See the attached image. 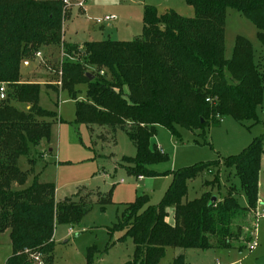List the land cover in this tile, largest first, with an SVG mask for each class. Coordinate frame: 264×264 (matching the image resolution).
I'll return each mask as SVG.
<instances>
[{"label":"trees","instance_id":"obj_1","mask_svg":"<svg viewBox=\"0 0 264 264\" xmlns=\"http://www.w3.org/2000/svg\"><path fill=\"white\" fill-rule=\"evenodd\" d=\"M185 3L192 8L189 17L145 6L140 37L84 42L77 60H65L60 66V91L75 102L73 123L84 125L95 142L113 141L121 130L133 143L135 155L122 158L127 163L122 167L131 177L160 175L149 169L167 160L151 143L158 126L178 137L179 127L204 132L222 116L238 122L258 121L263 75L250 42L241 35L234 39L231 58L224 57V27L226 9L233 8L255 26L264 47V0ZM62 19L60 0H0V83L9 88L0 100V234L7 232L11 245L5 264H34L29 258L33 253L43 256L42 264H52L55 224H78L94 202L93 196L98 197L97 204L109 203L100 192L93 195L84 187L85 193L77 190L72 197L56 201L55 184L40 182L36 175L29 186L14 187L26 184L35 163L29 158L30 168L22 171L18 159L31 147L48 143L52 125L63 123L55 112L40 107L39 84L20 82L22 61L35 55L41 45L61 42ZM87 73L93 76L91 80ZM82 84L85 99L78 100ZM263 153L264 132L238 155L170 172L171 182L157 204H150L146 194L126 203L108 229L110 234L124 231L119 239H132L133 258L124 264H159L170 247L229 249L235 242H241V247L251 243L242 218L249 211L255 221L259 217L255 209ZM220 164L234 169L246 207L238 203L233 186L222 199L208 191L187 199L188 182L214 170L211 181H217ZM169 209L173 223L166 220ZM95 254V247L87 249L86 264H94ZM171 264H185L184 256L177 255Z\"/></svg>","mask_w":264,"mask_h":264},{"label":"rangeland","instance_id":"obj_2","mask_svg":"<svg viewBox=\"0 0 264 264\" xmlns=\"http://www.w3.org/2000/svg\"><path fill=\"white\" fill-rule=\"evenodd\" d=\"M62 5L61 42L58 45H41L37 51L39 56L32 55L22 61L20 66V82L36 83L40 85L39 105L41 108L53 111L63 123L52 125L50 142L53 144L52 154H47L48 144L31 147L27 155L18 159V166L22 171L30 166L27 160L35 161L24 188L31 184L37 175L40 182L55 184V199L72 197L77 190L91 194L100 192L102 197L109 199V203L97 204L98 197L93 196L89 211L74 226L56 223L53 233L54 249L52 264H86L87 249L95 247L97 254L94 264H124L133 258L134 245L132 239L124 235V231L112 234L108 229L116 223L125 204L132 202L136 196L146 194L150 204H157L171 182V173L179 168L190 167L194 164L222 160L238 155L255 137L264 132V91L263 101L256 109L258 121L238 122L231 116L218 117L222 121L214 126L202 130H188L177 128L178 137L173 136L166 128L158 126L156 135L151 143L167 157L166 161L153 164L149 169L160 175L145 177L137 180L129 176L122 164L123 157H133L135 147L125 132L116 131L113 141L95 142L84 125L74 124L75 102L66 91H60V66L63 61H75L82 54L83 43L92 41H130L140 37L142 32V16L145 6H152L159 13L174 10L178 14L189 17L192 8L185 0H88L82 7L76 6L80 0H68L70 6ZM113 16L115 20L97 23V19ZM224 32V57L230 59L237 35L245 37L253 49L254 61L264 78V47L257 38V29L237 10L226 9ZM70 49L69 53L64 48ZM259 59V60H257ZM29 62V66L23 64ZM5 92L9 88L0 83ZM81 92L78 100L85 99V85H79ZM8 99V96H7ZM8 101V100H7ZM10 104H15L9 101ZM16 107L27 110L25 104L16 103ZM47 156L44 157V154ZM218 180L212 182L215 170L204 172L194 180L188 182L187 199L197 198L204 191L210 192L217 199L226 195L229 186L236 189L235 198L242 207L248 204L244 192L240 188L239 179L233 168L219 165ZM121 179L124 182H121ZM209 181L211 186H203ZM260 194L255 212L261 214L258 207L264 196V153L260 160ZM86 188V189H83ZM74 192V193H73ZM66 196V197H65ZM100 198V197H99ZM105 199V198H104ZM259 209V210H258ZM259 211V212H258ZM172 216L166 218L171 223ZM255 226L257 233V247L249 249H190L186 254L187 264H264V256L257 257L256 250H264V216L257 217L247 212L242 218L244 233L252 236ZM173 223V222H172ZM253 240V239H252ZM107 245L109 247L106 249ZM106 249V250H105ZM181 248H166L159 264H171L177 251ZM11 255V245L8 233L0 234V264H5ZM34 264H42L43 256L33 253L29 256Z\"/></svg>","mask_w":264,"mask_h":264},{"label":"crops","instance_id":"obj_3","mask_svg":"<svg viewBox=\"0 0 264 264\" xmlns=\"http://www.w3.org/2000/svg\"><path fill=\"white\" fill-rule=\"evenodd\" d=\"M257 60H259V59H257ZM29 62H25L24 64H23V66L24 67H26V66H29ZM48 144V149H47V154L49 155V154H52V152H53V147H51V145H53L50 141L48 142V143H46V142H41L39 145H38V147H40L41 145H43V146H45V145H47ZM47 154L45 153L44 154V157L45 156H47ZM37 176V175H36ZM145 177H141L140 179H144ZM137 180H140L139 178H136ZM121 182H124V180L123 179H121ZM74 193V192H73ZM259 194H260V181H259ZM66 197V196H65ZM189 200H191V199H189ZM258 207H259V205H258ZM259 210V209H258ZM260 211V210H259ZM258 211V212H259ZM168 213H169V217L170 216H172L173 215V210L172 209H169L168 210ZM259 216H261V215H259ZM262 216H264V215H262ZM171 219H172V222H173V217H171ZM171 222V223H172ZM7 233V232H6ZM257 233L259 234V228H257L256 226H255V229H254V232H253V234H252V241H254L255 242V246L257 247V242H256V240H257ZM234 245H236V248H239V249H242V248H245L246 246H244L243 245V247H241L242 246V243L241 242H235L234 243ZM254 246V247H255ZM258 247H259V245H258ZM233 248H235V246H233L232 248H229V249H233ZM210 249H216L215 247L214 248H210ZM220 249H223V248H220ZM253 249V248H252ZM252 249H250V250H252ZM261 248H258V250H256V253L258 254L257 255V257H261V256H264V250H261V252L259 251ZM262 249H264V248H262ZM190 249H188V251H189ZM197 250H200V249H197ZM225 250H227V249H225ZM187 249H184V250H182V251H177V253L174 255V257H173V259L177 256V255H180V254H182L183 256H184V259H185V264H187V262H186V254H187ZM200 251H202V250H200ZM172 259V260H173Z\"/></svg>","mask_w":264,"mask_h":264},{"label":"built area","instance_id":"obj_4","mask_svg":"<svg viewBox=\"0 0 264 264\" xmlns=\"http://www.w3.org/2000/svg\"><path fill=\"white\" fill-rule=\"evenodd\" d=\"M87 1H88V0H80V1L76 4V6H78V7H82V6L84 5V3L87 2ZM63 3H64V5H66V6H70L68 0H63ZM113 20H115V17H113V16H105V17L102 18V19H97L96 22H97V23H104V22L113 21ZM36 55L39 56L40 53H37ZM101 73H102V72H101ZM5 96H6L5 89H4L3 86L0 85V100H4V99H5ZM219 121L221 122L222 119L219 118ZM140 178H141V177H139V179H140ZM259 207L261 208V210H260V211H261V214H259V215H264V196L262 197V200H260V202H259ZM254 246H255V242L252 241V242L250 243V247H249V249H252Z\"/></svg>","mask_w":264,"mask_h":264},{"label":"water","instance_id":"obj_5","mask_svg":"<svg viewBox=\"0 0 264 264\" xmlns=\"http://www.w3.org/2000/svg\"><path fill=\"white\" fill-rule=\"evenodd\" d=\"M86 76H87V78H88L89 80H91V79L93 78V76H92L91 74H89V73H87ZM215 199H216V198L213 197V200H215Z\"/></svg>","mask_w":264,"mask_h":264}]
</instances>
